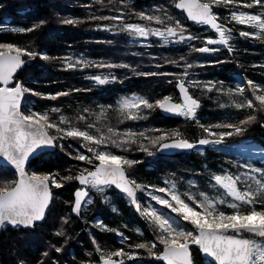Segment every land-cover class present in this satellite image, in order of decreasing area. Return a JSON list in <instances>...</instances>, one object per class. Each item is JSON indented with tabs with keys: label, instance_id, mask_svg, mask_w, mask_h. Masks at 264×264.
<instances>
[{
	"label": "trees",
	"instance_id": "trees-1",
	"mask_svg": "<svg viewBox=\"0 0 264 264\" xmlns=\"http://www.w3.org/2000/svg\"><path fill=\"white\" fill-rule=\"evenodd\" d=\"M247 2L250 0H240L241 4ZM231 7L214 6L213 12L221 18L220 23L237 29L231 41L234 51L229 53L223 46H209L218 47L220 50L199 53L193 51V47L204 46L203 38L215 37V33L208 26L189 22L184 13L174 7L173 0H0V27L29 28L40 25L34 31L25 33L0 31V43H11L50 58L44 60L39 56L34 59L23 57L25 64L19 69L14 81L45 95L68 93L55 100L26 94L21 110L28 112L31 109L42 113L53 107L59 108V113H50L53 120H58L63 115L75 126H86L90 122L95 125L90 130L96 131L99 128L105 134L107 128L112 127L118 134L126 131L144 132L146 137L155 138L161 133H167L165 140L186 139L197 146L175 155H164L159 151L158 144L153 145L149 139L137 136L136 143L122 146L124 149L128 145V159L137 161L130 168L126 167L127 175L142 185L161 187L166 182H174L181 194L192 191L199 194L206 191L208 194L217 195L219 190L211 187L214 184L211 176L225 172L240 174V170L244 168L240 162L247 161L240 145L264 150V112L232 106L233 101L251 99V91H246L244 96H237L234 92L232 95L225 94L229 89L235 90L238 83H244L247 89L248 80L264 86V42L239 37V30L251 29L224 19L230 15ZM158 9H163L174 21L179 20L186 29L185 35L191 34L199 39L165 44L158 37L129 35L128 32L120 30L118 21L94 18L123 15L124 23H140L161 28L162 25L142 21L136 15L144 12L164 18L163 12L157 11ZM244 10L260 13L264 8L254 6ZM65 20L76 22L69 24L64 23ZM41 21L43 24H40ZM77 60L89 61L92 65L128 67H67L68 63H75ZM186 64L193 65L187 69V79L200 81L201 84H215L212 91L202 87L189 88L190 94L200 102L197 110L199 123H238L248 115H255L256 121L246 126L247 130L243 135L228 137L221 145L202 146L197 144L199 139L213 137H208L196 121L183 116H162L154 107L141 109L146 117L144 119H124L118 110L119 100L124 95L132 94L150 102L171 96L178 101L179 94L175 85L180 74L185 71ZM148 73L161 75H145ZM164 73L167 75H163ZM92 76L108 77V82L99 85L90 79ZM79 116L85 119L81 121ZM53 132L55 131L50 130L51 134ZM174 132H179L180 136H174ZM55 143V151L40 152L27 165V170L29 173L53 174L63 186L51 188V204L43 221L37 222L35 227L3 226L0 231V264L99 263L101 253L96 251L97 247L105 255L121 248L125 252L137 253L135 259L124 260V264H164L150 256L146 249L129 247L141 242L155 241V233L153 227L135 210L129 198L114 187L106 189L104 193L108 198L107 202L104 196L92 190V203L82 207L79 215L72 213L73 194L81 185L78 181L61 178L79 174L75 170L79 169L76 164L82 161L73 157L78 152L86 156L90 153L82 147L83 141L78 139L57 140ZM142 147L147 151L141 150ZM251 162L264 167V161L260 157L251 158ZM15 179L16 173L13 170L0 166V182ZM138 196L139 203H145L147 195L138 193ZM224 210L231 212L227 208ZM62 218H67L68 223L65 224ZM177 220L189 227L181 218ZM101 224L111 231L102 229L99 226ZM61 230L65 234L57 236L55 233ZM119 233L129 239L123 241ZM93 239L96 244H93ZM56 247H60L62 251L56 252ZM154 251H162V246L158 245ZM191 251L193 264H206V258L201 256L196 246H192ZM44 253L48 255L45 256Z\"/></svg>",
	"mask_w": 264,
	"mask_h": 264
},
{
	"label": "snow or ice",
	"instance_id": "snow-or-ice-1",
	"mask_svg": "<svg viewBox=\"0 0 264 264\" xmlns=\"http://www.w3.org/2000/svg\"><path fill=\"white\" fill-rule=\"evenodd\" d=\"M173 4L176 9L186 13L188 20L208 26L215 33V37L203 38L204 46L193 47L195 52L209 53L220 50L218 47L209 46H223L229 53L234 51L231 41L237 29L226 27L225 24L220 23L221 18L213 12L214 6L229 8L231 5L230 15L224 19L229 23L234 22L235 25H243L251 29V31L239 30V37L264 42V11L252 13L241 10L252 9L254 6L264 8V0H250V2L242 4L240 0H173ZM157 11L163 12L164 18L161 15L144 12L136 13V15L142 21L162 25L161 28L148 27L146 24L140 23H124L123 15L94 18L118 21L121 25L120 30L128 32L129 35L143 38L154 36L165 44L199 39L191 34L185 35L186 29L183 24L179 20L174 21L173 17L163 9ZM75 22L74 20L64 21L69 24ZM40 24H43V21ZM39 26L33 25L29 28L0 27V31L25 33L34 31ZM25 56L30 59L37 56L44 60L50 59L47 55H41L36 51H30L11 43H0V166L7 165L14 168L18 177L13 181L0 182V226L33 228L37 222L44 219L52 200L51 188H61L63 184L50 173L32 172L29 174L25 164L38 150L44 147H54L57 140L78 139L83 141L82 147H85L92 155L86 156L78 152L73 158L93 165V169H83L75 176L61 178L66 181H78L81 185L73 194L72 213L79 215L82 207L92 203L90 190L104 196L106 189L114 186L129 198L130 203L135 206L141 217L153 227L155 233V241L141 242L129 245V247L146 249L150 256L155 257L158 261H163L164 264H193L192 246L199 249L206 258V264H264V168L246 164L241 167H245L247 171L238 175L227 172L213 174L211 180L214 181V184L211 187L219 190L215 196H209L204 192H200L198 195H193L190 192L180 194L176 191L174 182H166L170 183V187L142 185L126 174V167L130 168L137 161L105 150L109 144L120 148L125 144L136 143V137L139 136L149 139L153 145L158 144L161 150H186L193 149L197 145L183 138L174 139L170 143L162 142L165 141L166 134L155 138L146 137L144 132L126 131L118 134L112 127L107 128V134L101 132L99 128H96L97 134H93L72 125L71 121L63 115H60L58 120H53L50 113L60 112V109L55 107L42 113L31 109L28 112L21 111L22 100L26 94L51 100L68 95L67 92L45 95L24 86L19 81H14V74L25 64L23 59ZM77 66L128 67L127 65L112 64L92 65L91 62L85 60L67 64L68 68ZM184 67L185 71L176 81V87L180 94L179 102H175L171 96H164L155 102L137 96L126 97L119 102L118 108L124 119H144L146 117L141 109H153L154 107L167 113L183 116L196 121L208 137H213V139H199L197 144L202 146L221 145L228 137L243 135L247 130L246 126L256 121L255 115H248L238 123H217L214 125L199 123L197 110L200 107V102L190 94L189 88L202 87L207 91H212L215 84L213 82L201 84L200 81L187 79V69L193 65L186 64ZM145 75L161 74L148 73ZM163 75H167V73ZM90 79L99 85L108 82V77L92 76ZM113 79L115 78L113 77ZM13 82L15 86H10ZM247 86L246 89L244 86L238 85L235 90L229 89L225 93L232 95L234 92L237 96H244L246 91H251V99L233 101L232 106L237 109L247 108L264 112V86L258 85L252 80L247 81ZM216 90L222 91V89ZM221 107H225V105H221ZM85 111L88 110L85 109ZM100 115H103V110ZM99 118L100 116L97 117L98 120ZM78 119L83 121L85 117L79 116ZM94 127L93 123L86 125L87 129ZM212 129H228V131L215 132ZM50 130H54L59 135H52ZM173 135L179 137L180 133L174 132ZM113 137H118V139H113ZM61 148L63 150V146ZM124 150L128 149L124 148ZM141 150L147 151L143 147ZM148 154L152 155L151 152ZM138 193H144L150 198V201H154L162 208L170 209L171 213H175L190 224L195 231L182 226L170 215L157 210L150 202L139 203ZM184 197L191 203L186 202ZM104 200L107 202L108 198L104 196ZM257 205H260L259 209ZM225 208L230 209L231 212H226ZM62 219L65 224L68 223L67 218ZM99 226L106 231H111L102 224ZM55 234L63 236L65 233L61 230ZM119 235L122 236L123 241L129 239L122 233ZM93 244H96L95 239H93ZM158 245L162 246V251L157 253L154 250ZM55 251L61 252L62 249L56 247ZM96 251L101 253V264H124L123 259H113V257H126L127 260L137 257L136 252H125L123 248L109 252L107 255L103 254L99 247L96 248ZM44 255L47 256L48 253H44Z\"/></svg>",
	"mask_w": 264,
	"mask_h": 264
},
{
	"label": "rangeland",
	"instance_id": "rangeland-1",
	"mask_svg": "<svg viewBox=\"0 0 264 264\" xmlns=\"http://www.w3.org/2000/svg\"><path fill=\"white\" fill-rule=\"evenodd\" d=\"M241 10H243V11H246V12H248L247 10H244V9H241ZM152 27H155V26H152ZM238 85H242V86H244L245 84L244 83H238L237 84V86ZM132 96H134V95H132V94H129V95H124L122 98H120V100H119V102L123 99V98H126V97H132ZM252 98V97H251ZM119 107V106H118ZM90 123V122H89ZM263 125H264V122H263ZM75 126V125H74ZM76 127H78V128H80L81 130H88V131H90V132H92L93 134H95V132L96 131H92V130H90V129H87L86 128V126H76ZM161 134H167V133H161ZM52 135H59L58 133H56V132H53V134ZM113 139H118V137H113ZM128 145L126 146V148L128 149ZM240 147V149H241V151L242 152H244L243 154H244V156H245V158H247V161H241L240 162V164L241 165H246V164H251V165H253L254 167H258V168H264V167H262V165H255L253 162H251V158H256V157H260V160L261 161H264V150L263 149H257V148H254L253 146H248V145H244V144H242V145H240L239 146ZM85 148V147H84ZM123 148L122 147H120V148H117V147H114V146H111V144H109V146L105 149V150H107V151H111L113 154H116V155H121V156H124V157H126L127 159H128V150L127 151H125L124 149L122 150ZM55 151V150H54ZM87 151V150H86ZM92 154L90 153L88 156H91ZM77 165V167L79 168V169H75L77 172H81L83 169H89V170H92L93 169V165H89V164H87L86 162H79V164H76ZM245 171H247V169L244 167V168H242L241 170H240V173H243V172H245ZM70 173V172H69ZM68 173V174H69ZM67 174V175H68ZM71 174V173H70ZM72 175V174H71ZM235 175H238V174H235ZM258 175V174H257ZM191 182V181H190ZM189 186V185H188ZM161 187H170V183H167V184H162L161 185ZM176 191L177 192H179L180 193V191L177 189V187H176ZM202 192H204V193H206V194H208V192H206V191H202ZM193 195H198V193L197 192H194V191H192L191 192ZM200 193V192H199ZM211 193V192H210ZM155 194V193H154ZM157 195H163V194H158V193H156ZM181 194V193H180ZM209 196H215L214 194H208ZM185 198V200H186V202H189V203H191L190 201H187V199H186V197H184ZM151 203L157 210H160V211H162L163 213H165V214H168V215H170L172 218H174L177 222H179L180 220H177V218H180V217H178L175 213H171L170 212V209H167V208H162V206H160V205H157V204H155V202L154 201H150V198L148 197V196H146V198H145V203H141V204H147V203ZM259 208H260V205H259ZM258 208V209H259ZM227 212V211H226ZM180 223V222H179ZM181 224V223H180ZM182 226H184V227H186L185 225H183V224H181ZM189 225V227H188V229H190V230H193L194 231V229L192 228V226L190 225V224H188ZM187 228V227H186ZM119 259H123V260H127V258L126 257H124V258H119Z\"/></svg>",
	"mask_w": 264,
	"mask_h": 264
},
{
	"label": "water",
	"instance_id": "water-1",
	"mask_svg": "<svg viewBox=\"0 0 264 264\" xmlns=\"http://www.w3.org/2000/svg\"><path fill=\"white\" fill-rule=\"evenodd\" d=\"M178 11H181V12H183L182 10H180V9H177ZM184 13V12H183ZM184 15H185V17H186V13H184ZM188 20V19H187ZM189 22H193V21H190V20H188ZM193 23H195V22H193ZM19 71V70H18ZM18 71L14 74V78H15V76L17 75V73H18ZM14 83V82H13ZM11 84L10 86H15V84ZM175 88H176V90H177V92L179 93V90H178V88L176 87V85H175ZM180 95V94H179ZM195 98V97H194ZM23 100H24V98H23ZM23 100H22V102H23ZM175 101V100H174ZM176 102V101H175ZM21 106H22V104H21ZM158 109V112L162 115V116H166V117H173V118H176V117H179V115H175V114H171V113H167V112H164L163 110H161V109H159V108H157ZM22 111V110H21ZM174 139H180V138H173V139H169V140H165V141H163V142H172V140H174ZM190 142V141H189ZM56 149V143H55V146L54 147H44V148H42V149H40V150H38L33 156H31L30 157V159L26 162V164H25V167H26V170H27V165L34 159V158H36V156L40 153V152H42V151H49V152H52V151H54ZM186 150H189V149H186ZM159 151L162 153V154H164V155H175V154H178V153H180V152H182V151H184V150H178V149H164V150H161V149H159ZM4 166H6V167H8L9 169H11V170H13L14 172H15V170H14V168H12V167H10V166H7V165H4ZM28 171V170H27ZM16 173V172H15ZM28 173H29V171H28ZM29 174H31V173H29ZM18 177H17V174H16V179H17ZM114 187V186H113ZM134 187V186H133ZM118 190V189H117ZM119 192H120V190H118ZM52 192V191H51ZM51 204V203H50ZM50 206V205H49ZM133 207L135 208V206L133 205ZM49 208V207H48ZM48 210V209H47ZM135 210H136V208H135ZM43 221V220H42ZM42 221H40V222H42ZM11 226V225H10ZM12 227V226H11ZM12 228H14V227H12ZM23 228V227H22ZM3 229V226H0V231ZM201 256L203 257V258H205L202 254H201ZM91 264H101V262H99V263H91Z\"/></svg>",
	"mask_w": 264,
	"mask_h": 264
},
{
	"label": "flooded vegetation",
	"instance_id": "flooded-vegetation-1",
	"mask_svg": "<svg viewBox=\"0 0 264 264\" xmlns=\"http://www.w3.org/2000/svg\"><path fill=\"white\" fill-rule=\"evenodd\" d=\"M203 26H205V25H203ZM177 102H179V101H177ZM112 187H113V186H112ZM91 192H92V190H90V195H92V193H91Z\"/></svg>",
	"mask_w": 264,
	"mask_h": 264
}]
</instances>
